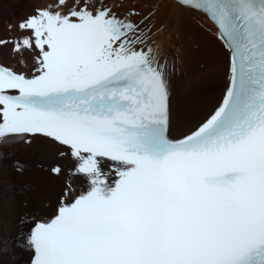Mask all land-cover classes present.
I'll use <instances>...</instances> for the list:
<instances>
[{
  "label": "snow or ice",
  "instance_id": "snow-or-ice-1",
  "mask_svg": "<svg viewBox=\"0 0 264 264\" xmlns=\"http://www.w3.org/2000/svg\"><path fill=\"white\" fill-rule=\"evenodd\" d=\"M177 3L228 56L221 97L175 132L151 12L57 0L0 40L35 54L30 75L0 65V144L38 139L66 162L47 217L7 242L30 264H264V0Z\"/></svg>",
  "mask_w": 264,
  "mask_h": 264
},
{
  "label": "bare ground",
  "instance_id": "bare-ground-1",
  "mask_svg": "<svg viewBox=\"0 0 264 264\" xmlns=\"http://www.w3.org/2000/svg\"><path fill=\"white\" fill-rule=\"evenodd\" d=\"M56 2L0 0V40L22 39L27 32L17 27L19 21L37 5ZM107 2L115 4L114 11L121 16L133 9L141 14L152 13V46L159 50L160 63L166 64L174 132L216 104L225 88L228 52L203 13L173 0ZM12 48L11 43L0 44V61L30 75L35 54L26 49L13 52ZM27 140L17 137L10 145L0 144V248H8L0 251V264H27L30 253L15 242H7L27 233L32 221L47 217L66 181V169L64 176L50 171L56 162H66L58 154L53 155L44 141ZM15 167L22 171L17 172Z\"/></svg>",
  "mask_w": 264,
  "mask_h": 264
}]
</instances>
